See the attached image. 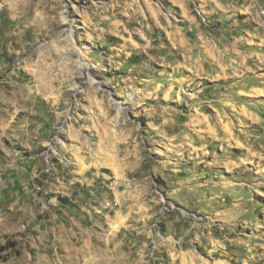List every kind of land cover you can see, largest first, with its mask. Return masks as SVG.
<instances>
[{
    "label": "rangeland",
    "instance_id": "1",
    "mask_svg": "<svg viewBox=\"0 0 264 264\" xmlns=\"http://www.w3.org/2000/svg\"><path fill=\"white\" fill-rule=\"evenodd\" d=\"M0 264H264V0H0Z\"/></svg>",
    "mask_w": 264,
    "mask_h": 264
},
{
    "label": "built area",
    "instance_id": "2",
    "mask_svg": "<svg viewBox=\"0 0 264 264\" xmlns=\"http://www.w3.org/2000/svg\"><path fill=\"white\" fill-rule=\"evenodd\" d=\"M109 206V205H108Z\"/></svg>",
    "mask_w": 264,
    "mask_h": 264
}]
</instances>
